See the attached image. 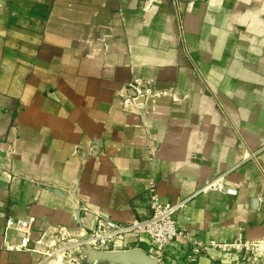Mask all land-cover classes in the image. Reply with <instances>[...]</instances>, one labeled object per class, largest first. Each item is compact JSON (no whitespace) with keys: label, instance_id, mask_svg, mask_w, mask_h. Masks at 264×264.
I'll return each mask as SVG.
<instances>
[{"label":"crops","instance_id":"1","mask_svg":"<svg viewBox=\"0 0 264 264\" xmlns=\"http://www.w3.org/2000/svg\"><path fill=\"white\" fill-rule=\"evenodd\" d=\"M135 78L154 93L124 109L117 91ZM223 174L235 193L200 190ZM150 180L165 202L188 198L182 235L119 249L237 264L209 243L264 237V0H0V264H85L47 245L53 229L93 227L83 205L149 215ZM10 216L36 217L37 250Z\"/></svg>","mask_w":264,"mask_h":264},{"label":"built area","instance_id":"2","mask_svg":"<svg viewBox=\"0 0 264 264\" xmlns=\"http://www.w3.org/2000/svg\"><path fill=\"white\" fill-rule=\"evenodd\" d=\"M122 93L124 94L122 99L124 109L133 105L139 106L154 93L153 81L135 78L123 87ZM93 151L94 153L98 152L96 145L93 147ZM225 181V175H220L208 181L200 190H223L228 193H235L236 189L228 187ZM147 196L149 198L150 214L145 217H134L132 220L122 223L108 217L101 211H92L90 205H83L85 213H94L95 224L91 228H83L77 239L66 226L55 227L53 229L56 236L55 241L64 242L65 239L68 240V243L65 242L56 251L71 252L80 249L83 251L85 248L97 251H110L119 249L120 246L126 243L128 235H134L137 238L146 235L156 249L163 252L177 237L182 235V230L177 225L176 213L185 207L188 198L180 199L176 202L163 201L157 192L156 184L153 180L148 182ZM35 221L36 217L34 216L28 218L10 216L7 218V228L23 233L19 247L37 250L35 246L33 248L30 247L31 232ZM42 237L43 235H41ZM41 238L36 243L41 244ZM209 245L235 252L237 254V264H264V237L244 239L239 234L230 241H211ZM202 247V242L194 244L192 251L195 256L201 252ZM45 252L47 253L48 250Z\"/></svg>","mask_w":264,"mask_h":264},{"label":"water","instance_id":"3","mask_svg":"<svg viewBox=\"0 0 264 264\" xmlns=\"http://www.w3.org/2000/svg\"><path fill=\"white\" fill-rule=\"evenodd\" d=\"M84 253L88 260H108L118 264H159L157 256L149 254L142 248L115 249L110 251H97L87 248Z\"/></svg>","mask_w":264,"mask_h":264},{"label":"rangeland","instance_id":"4","mask_svg":"<svg viewBox=\"0 0 264 264\" xmlns=\"http://www.w3.org/2000/svg\"><path fill=\"white\" fill-rule=\"evenodd\" d=\"M128 82H130V81H128ZM128 82H126L118 91H117V93H118V95L119 96H121V99H123V96H124V94L122 93V89H123V87L128 83ZM52 93V92H51ZM55 233H53V234H50L48 237H47V245H49V246H51V245H56L57 244V240L55 241ZM64 242H66V243H68V240H64ZM30 247L31 248H33L34 246H31L30 245ZM24 249V248H23ZM26 250H29V249H26ZM29 251H32V250H29ZM74 252H76L75 254H77V256L78 257H82V259L83 260H85L84 261V263L85 264H100L101 263V260H88V258H87V254L86 253H84V251H86V248H85V250H83V251H81V249L80 250H73ZM73 253H71L70 255H68L69 257L66 259V261L63 263V264H66V263H68L69 261L71 262V264H76V263H78V260H76L75 259V255H72ZM86 255V256H85ZM72 257V258H71ZM70 259H72V261L70 260ZM60 262H61V259L59 260ZM106 262L107 263H112V262H110V261H108V260H106Z\"/></svg>","mask_w":264,"mask_h":264}]
</instances>
